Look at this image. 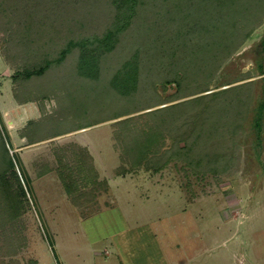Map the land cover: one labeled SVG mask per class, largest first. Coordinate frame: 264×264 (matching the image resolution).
I'll return each instance as SVG.
<instances>
[{"label": "rangeland", "instance_id": "rangeland-1", "mask_svg": "<svg viewBox=\"0 0 264 264\" xmlns=\"http://www.w3.org/2000/svg\"><path fill=\"white\" fill-rule=\"evenodd\" d=\"M150 23H154L153 19ZM125 40L120 45L124 49ZM5 46V40L0 38V117L7 128L10 152L17 154L15 169L27 199L11 221L3 224H12L8 231L13 235L5 240L0 235V264H38V261L39 264H62L61 258H66L67 263L63 264H70L77 247L110 241L121 253L122 262L118 264L162 263V252L171 256L182 248L184 260L191 258L190 264H264V108L259 129L254 125L257 109L264 103V17L228 59L210 69V74L205 65L198 68H203L199 75L188 68L189 78L184 81L188 83L183 88L166 81L168 77H176L165 59L168 54H162L155 66L149 63V54H144L149 51L144 47L143 53H139L140 59L144 65L152 66L151 71H156L148 78L141 74L144 85L129 101L119 97L118 102L109 103L108 97L112 94L108 95V87L102 86L113 76L111 72L115 69L110 66L106 74L102 71L100 82L86 79V85H80L69 75L64 88L69 92L74 90L76 98L71 102L72 111L68 116L61 112L62 98L52 93H57V89L51 88L43 97H37L44 104L43 110L37 101L16 102L13 90L22 78L13 76L14 54ZM39 51L30 56L41 60ZM45 77H40L38 86H45L46 81L54 87L62 85L59 78L44 81ZM27 82L33 83V89L39 79ZM82 86L87 97L84 102L79 100ZM92 97L95 102L90 101ZM207 103H210L208 109L214 111L211 123L215 133H223V127L233 128L234 160L228 173L215 175L207 170L198 171V167L182 159H172L157 171L143 165L130 167L129 161H122L124 155L116 139L118 122H112V117L126 109L124 112L129 113L122 115V120L130 131L122 129V133L131 139L151 130L157 134L163 149L171 147L176 139L179 146L184 144L182 135L188 133V125L181 123L191 124L188 115L202 113ZM198 117L205 121V116ZM29 120L37 121L39 127L45 124L47 138L29 144L21 135ZM161 120H165L166 128L161 127ZM127 137L122 134L119 138L123 142ZM74 142L85 147L88 153L85 144L92 142L98 152L95 157L89 154L97 172L96 181L102 182L95 191L94 205L102 206L86 217H80L81 212L69 196L88 190L80 185L68 165L69 155L63 150ZM120 164L122 171H119ZM46 166L49 170L41 173ZM107 180L117 190V199L111 200L119 208L103 206L105 201H110ZM85 208L86 205L82 210ZM156 241L162 247L153 253ZM117 242H122V247ZM5 246H12L10 252ZM14 246L16 249L11 252Z\"/></svg>", "mask_w": 264, "mask_h": 264}, {"label": "trees", "instance_id": "trees-1", "mask_svg": "<svg viewBox=\"0 0 264 264\" xmlns=\"http://www.w3.org/2000/svg\"><path fill=\"white\" fill-rule=\"evenodd\" d=\"M106 1L113 8H109ZM161 11L163 13L160 15ZM263 17L264 0H0V38L5 40V47L11 48L10 53L14 54L11 59L13 76L22 78L13 90L16 102L37 101L43 110L44 104L37 97H43L44 92L51 88L57 89V93H52L54 97L62 98L64 109L61 112H66L64 115L68 116L72 111L71 102L76 98L74 90L69 92L64 88L70 80L69 75H73L80 85H86V79L100 82L102 71L106 74L110 66L115 69L111 72L113 76L102 86L108 87V95L112 94L108 97L109 103L118 102L119 97L129 101L144 85L145 80L141 74L148 78L149 74L156 71H151L152 66L144 65L145 62L140 59L144 47L149 51L144 52L149 54V63L155 66H158L162 54H168L165 59L173 67L176 77H168L166 81L183 88L188 83H184L189 78L188 68H192L193 74L199 75L203 68H198L205 65L210 74V69L215 66L217 68L228 59ZM152 19L153 24L150 23ZM169 30H172L170 34ZM125 38L126 49L120 46ZM141 42L145 43L142 47ZM37 50L42 54L39 61L30 56L36 54ZM42 76H46L44 81L47 78H59L62 85L54 87L46 81L45 86H38ZM34 78L39 79V83H35L36 87L32 89L33 83L27 81ZM79 92V100L84 102L87 98L84 86ZM71 93L74 97L70 96ZM90 101L95 102V98L92 97ZM176 103L179 105V102ZM207 104L202 107V113L193 114L205 116V121L199 120L198 116L188 115L191 124L187 121L181 123L188 125V133L182 135L184 144L179 146L176 139L171 147L163 149L158 144L157 134L151 130L140 138L131 139H128L127 133H122V129L130 131L122 120V115L129 113L124 112L126 109L122 111L124 113L112 117V122H118L116 139L124 155L122 161H129L130 167L143 165L146 169L157 171L172 159H182L198 167V171L207 170L215 175L228 173L234 160L231 141L233 128L223 127V133H215L212 124L214 111H210V103ZM263 108L264 103L257 109L254 124L257 129ZM207 118L209 121H206ZM31 121L21 131L27 142L33 144L47 138L44 133L45 124L39 127L37 121ZM161 121V127L166 128L165 120ZM231 122L234 126V120ZM31 123L35 126H30ZM122 134L127 137L123 142L119 138H122ZM11 148L7 128L0 117L1 240L12 237V231L9 232L12 224H3L11 221L14 213L17 214L18 208L27 199L15 169V164L18 165L17 154L10 152ZM63 150L69 155L68 165H71L80 185L88 189L77 195H69L73 205L81 212L80 217H86L99 207V204L94 205L97 195L95 191L102 182L96 181L93 159L85 147L74 142ZM122 169L120 164L119 171ZM48 170L46 166L40 172ZM20 174L23 177L21 171ZM105 188L108 189L107 186ZM85 205L84 211L82 209ZM6 232L9 233L5 235ZM12 246L5 248L10 252ZM15 249L14 246L11 252Z\"/></svg>", "mask_w": 264, "mask_h": 264}, {"label": "crops", "instance_id": "crops-1", "mask_svg": "<svg viewBox=\"0 0 264 264\" xmlns=\"http://www.w3.org/2000/svg\"><path fill=\"white\" fill-rule=\"evenodd\" d=\"M85 145H86L89 153L93 157H95L96 153H98V152H97V148H93V146H92L93 143L88 142ZM97 164H99V163H97V161H96L95 166H97ZM100 164H101V162H100ZM118 177H119V179L122 178L121 175ZM107 183L109 184L110 193L108 194V192H107V194H108V198L110 197V201H109V203H106L107 201H105V204L103 206L112 207V208H119L120 206H118V204H116L115 201H112V200L117 199V197L115 196L116 195L115 191H117V190L115 189V186L111 187L109 180H107ZM117 183L119 186L120 182L117 181ZM111 198H112V200H111ZM100 207L96 211H94L93 213L101 210ZM159 242L160 241H156V243L154 244L155 252H153V253H156V251L158 249H161L162 246ZM109 243L103 244V245H97L95 242H93V245L91 244V246H86V248L84 247V245L77 247L76 252H75V257L74 258L72 257V259H70V264H118V263L122 262L121 253L117 252L115 250V248L113 246L114 242L110 241ZM117 243L122 247V242H117ZM177 246H179V243L176 244V247ZM183 252H184L183 248L179 249L175 253L173 252V254H171V256L164 255L162 252V256H163L162 263L155 262L152 264H190L191 258H189L185 261ZM64 262L67 263L66 258L64 260L61 258V263L63 264ZM38 264H39V261H38Z\"/></svg>", "mask_w": 264, "mask_h": 264}]
</instances>
